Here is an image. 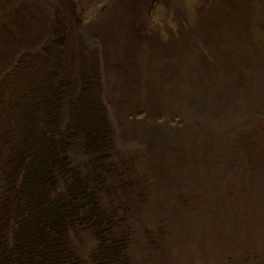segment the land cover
Returning <instances> with one entry per match:
<instances>
[{"label":"rangeland","instance_id":"374dc122","mask_svg":"<svg viewBox=\"0 0 264 264\" xmlns=\"http://www.w3.org/2000/svg\"><path fill=\"white\" fill-rule=\"evenodd\" d=\"M50 28L63 32L49 36L52 45L43 48L41 38ZM49 63H54L52 69L40 67ZM29 70L41 83L39 90L57 94H38V111L25 119L30 132L15 135L25 148L37 149L35 136L39 132L46 136V127L57 133L89 128L102 137L103 121L104 136L108 137V129L112 135L108 151L117 152L118 160L124 153L138 155L130 150L148 152L157 159L166 151L168 163L163 158V176L161 172L157 176L162 185L168 180L163 187L168 197L164 198L166 233L170 243L177 238L182 241L174 246V258L180 264H217L218 254L236 245V241L230 245L231 238L222 231L229 224L243 230L236 220L242 218L233 215H245L243 206H249L239 170L251 176L252 196L259 195L253 209L264 219L260 184L264 173V0H0V99H4L0 109L6 120H16L15 133L21 121L16 105L32 93L28 90L32 84L27 83V88L22 77ZM15 75L22 77L17 86L22 98H16L12 106L9 92L16 86L2 87ZM205 82L227 88L228 102L221 110H210L222 106L200 98ZM231 87L235 88L232 95ZM72 95L77 97L69 100ZM94 98L99 105L93 104ZM6 101L9 107L3 106ZM186 103L205 106L207 112L186 108ZM107 111L111 122L103 117ZM166 114H176L183 121L177 124L179 129L170 131L159 124L157 119ZM235 136L238 147L252 146L255 152L245 164L233 161L235 153L227 148ZM217 152L225 158H216ZM221 162L229 171L213 174ZM143 172L147 178V171ZM229 172L235 184L231 188L225 184L230 182L225 179ZM35 174L31 171L15 184H29L34 191L39 186ZM217 201V207L208 208ZM215 213L221 219L216 227L204 217ZM196 236H207L206 243H197L184 262L180 247L188 248L190 237L195 240Z\"/></svg>","mask_w":264,"mask_h":264},{"label":"trees","instance_id":"16d2710c","mask_svg":"<svg viewBox=\"0 0 264 264\" xmlns=\"http://www.w3.org/2000/svg\"><path fill=\"white\" fill-rule=\"evenodd\" d=\"M50 63L40 67L43 70L45 67L52 69L54 63ZM25 80L28 86L30 82L26 77ZM41 80L45 82L46 78ZM31 84L34 88L41 85L39 81ZM20 88L9 92L12 103L16 98H22ZM234 90L231 87L229 93L232 95ZM200 93L203 101L221 104L222 107L210 109L212 111L221 110L228 102L227 88L211 87L205 82ZM23 97L27 98L20 107L27 113L25 103L28 95ZM76 97L72 95L69 100ZM3 106L9 107L8 102ZM187 106L207 112L205 106L202 109L184 104V107ZM102 109L105 111L104 107ZM5 110L8 111V108ZM27 117L28 113L23 118ZM103 117L110 121L108 111ZM20 119L15 133L16 120H6L5 111L0 109V264H180L174 258L177 257L174 246L182 241L177 238L170 243L171 236L167 237L166 233L168 208H165L164 198L168 200V197L163 195V187L168 180L166 178L164 185L160 181L166 151L157 159L148 152L140 154L130 150L138 155L124 153V158L119 161L117 152L111 154L108 151L112 135L108 129V137L104 136L106 129L103 121L100 126L102 137L98 138L89 128L78 127L57 133L55 128L46 127L49 132L46 136L41 132L35 136L37 149L25 148L24 142H18L15 135L22 137L30 130L25 126V119ZM178 119L176 114H166L157 120L161 126H168L172 131L179 129L177 124L183 122ZM45 138L49 141L45 142ZM235 139L236 136L227 148L235 153L233 161L245 164L248 157L255 156V152L250 150L252 146L248 150L238 147ZM214 155L225 158L219 152ZM261 155L264 154L261 152ZM209 164L212 166L215 163L211 159ZM30 171L36 173L34 177L39 183L34 191L27 183H24L27 184L25 186L15 184ZM143 171H147V178H144ZM221 171H224L223 174L229 171V167L222 162L214 167L212 173L218 175ZM160 172L161 178L157 176ZM257 174H260L259 171ZM237 176L244 181L241 189L244 201L249 203V206H243L245 215L242 212L233 213L242 218L236 220L243 230L236 231L230 224L223 231L219 229L231 238L230 245L234 241L236 245L230 251L218 254L215 263L264 264V219L253 209L259 195L256 198V194L252 196L250 175H243L239 170ZM232 177L231 172L225 177L230 181L225 183L228 188L235 185ZM260 178L264 189V173L260 174ZM260 191L258 185V193ZM56 198L59 200H54ZM212 205L217 207L219 202L212 203L208 208L214 209ZM143 207L144 212L141 211ZM216 213L204 216L205 222L215 227L220 225L221 219ZM206 237L196 236L195 240L190 237V246L180 247L181 259L187 262L192 255L191 250L194 252L193 247L197 243L205 245ZM242 241H245L244 245H241ZM220 242L223 240L220 239Z\"/></svg>","mask_w":264,"mask_h":264},{"label":"bare ground","instance_id":"6f19581e","mask_svg":"<svg viewBox=\"0 0 264 264\" xmlns=\"http://www.w3.org/2000/svg\"><path fill=\"white\" fill-rule=\"evenodd\" d=\"M50 24V23H49ZM48 24V25H49ZM52 28V27H51ZM50 28V31L44 36V38H41V39H43V41H41L40 43L42 44V47L43 48H46L48 45H52V42L50 41V40H48L49 38V36H52L53 34L55 35V36H57L58 34H61L62 32H63V30H61L60 28H53V29H51ZM40 40V39H39ZM28 51H32V50H28ZM30 57H33V55H29ZM29 56H26V57H29ZM54 57V56H53ZM55 57H57L56 56V54H55ZM28 66L29 65H27L26 67L28 68ZM29 68H33L32 66H30ZM28 70V69H27ZM25 76H26V78L29 80V82L30 83H35L36 81H37V77L35 78V77H33V73H31V71L29 70V71H25ZM14 79H12L11 80V83H5L6 85H8V86H6V85H4L3 87H2V89H7L8 87H10V86H12L13 85V83L16 81V79L13 81ZM25 79H24V83H25ZM35 88H37V86H35ZM39 89H41V87L40 86H38V88L37 89H35L36 91H37V93L39 94H41V95H45L46 97L47 96H51V97H55L56 96V94H57V92H55V91H53V92H46V91H42V90H39ZM29 91H33L34 89H28ZM57 98V97H56ZM12 102V101H11ZM12 106H13V103H12ZM17 107H19L18 108V113H17V115H18V117L19 118H22V119H25V118H23L24 117V114H23V111L21 110V107L20 106H18V105H16ZM78 114L79 115H82V110H79L78 111ZM45 142H48V141H46V140H44ZM34 165H36V163L34 164ZM33 170V169H32ZM30 174H31V171L29 172ZM32 176H34V175H32Z\"/></svg>","mask_w":264,"mask_h":264},{"label":"flooded vegetation","instance_id":"af4514ba","mask_svg":"<svg viewBox=\"0 0 264 264\" xmlns=\"http://www.w3.org/2000/svg\"><path fill=\"white\" fill-rule=\"evenodd\" d=\"M22 77L25 79V73H22ZM22 77H21V75L20 76H14L12 79H16V81L13 83V85L12 86H16V88H18L17 86L18 85H20L21 84V80H22ZM12 79H10V80H7V82L6 83H11V80ZM13 80V81H14ZM6 86H8V85H6ZM31 89H34L33 91H32V93H31V95H29L28 96V100L26 101V103H25V105L27 106V109H29L28 111H27V113H28V115L29 116H31L32 118H33V115L31 114V113H33L34 111H38V110H36V107H38V105H37V103L39 102V100H37V97H38V93H37V91L35 90V89H37V88H34V87H32ZM100 97V96H99ZM95 99L96 100H98L97 98H94V101H93V104L94 105H99L98 103V101H95ZM1 101H4V99H0V102ZM98 102V103H97ZM1 105V104H0ZM35 109V110H34ZM30 110H33L32 112H30ZM96 110H97V108H96ZM36 116V115H35ZM34 116V117H35ZM30 125V123H28V124H25V126L26 127H28ZM35 141H36V139H35ZM34 141V142H35ZM34 145V144H33Z\"/></svg>","mask_w":264,"mask_h":264}]
</instances>
